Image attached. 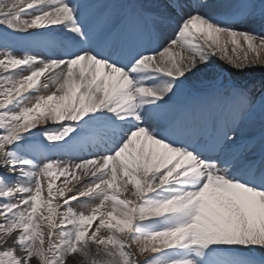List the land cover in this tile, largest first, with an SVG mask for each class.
Masks as SVG:
<instances>
[{"label":"snow or ice","instance_id":"6c2138e0","mask_svg":"<svg viewBox=\"0 0 264 264\" xmlns=\"http://www.w3.org/2000/svg\"><path fill=\"white\" fill-rule=\"evenodd\" d=\"M249 23L264 0H0V264H264Z\"/></svg>","mask_w":264,"mask_h":264},{"label":"rangeland","instance_id":"374dc122","mask_svg":"<svg viewBox=\"0 0 264 264\" xmlns=\"http://www.w3.org/2000/svg\"><path fill=\"white\" fill-rule=\"evenodd\" d=\"M221 3H228L230 0H219ZM238 27L242 28L243 30H255L257 32L264 31V27H262L259 23H249L245 25H238ZM264 55V53H262ZM224 75L232 77L234 75V71H230L229 69L224 68ZM2 72V70H0ZM233 72V73H232ZM236 78L243 80L246 83L255 86V90L257 93L260 91L261 84H264V68L257 67L254 69H248L244 73H235ZM259 78V81H255ZM63 177L59 178L57 181L62 179ZM103 211V210H102Z\"/></svg>","mask_w":264,"mask_h":264},{"label":"bare ground","instance_id":"6f19581e","mask_svg":"<svg viewBox=\"0 0 264 264\" xmlns=\"http://www.w3.org/2000/svg\"><path fill=\"white\" fill-rule=\"evenodd\" d=\"M168 31H169V34H171V30H168ZM220 67H222V68H226V69H229L230 71H234V70L228 68L227 65H223V64H221ZM16 71H18V70H16ZM232 73H233V72H232ZM2 74H4V73H3V72H0V75H2ZM46 75H47V74H45V76H46ZM44 78H45V77H41V78H40L41 83H43ZM259 80H260V79L257 78V80H255V81H259ZM37 87H39V85H38ZM43 94L47 95L48 93H47V92H44ZM56 126H57V125H53V127H56ZM56 183H57L58 186H62V184H63V178L60 179L59 181H57ZM75 184H76V181H72L71 184L69 185V187H72V185H75ZM74 204H75V202H74ZM107 207H108V205H106V208H107ZM77 210H78V211L80 210V207H79V206H77ZM0 250H2V249H0ZM141 259H143V257H141Z\"/></svg>","mask_w":264,"mask_h":264}]
</instances>
